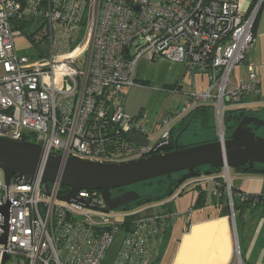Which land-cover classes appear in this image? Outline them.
<instances>
[{"label": "built area", "instance_id": "2783aa9c", "mask_svg": "<svg viewBox=\"0 0 264 264\" xmlns=\"http://www.w3.org/2000/svg\"><path fill=\"white\" fill-rule=\"evenodd\" d=\"M264 0H0V137L41 146L43 161L33 179L7 184L0 169V264H106L105 256L123 232L112 264H156L172 221H190L195 203L183 210L145 214V208L109 209L99 191L81 190L89 201L65 202L70 189L48 182L43 170L50 154L100 163L147 157L171 139L174 116L150 127L148 111L126 110L127 91L137 80L142 56L184 64L208 75L209 87L191 92L176 114L197 103H212L219 137L224 114L259 98L261 78L247 63L256 41L255 22ZM31 33L38 52L20 55L17 34ZM243 64L247 74L235 77ZM170 92H178L169 87ZM175 114V115H176ZM140 133L145 147L129 140ZM225 185L210 174L206 199L228 194L234 213L231 169H221ZM183 182L163 207L187 187ZM227 190V191H226ZM185 193V192H184ZM255 204L264 196L241 192ZM96 206L97 208H92ZM110 228V230H107ZM235 248L239 249L236 243ZM240 264H244L239 258Z\"/></svg>", "mask_w": 264, "mask_h": 264}, {"label": "water", "instance_id": "95a60500", "mask_svg": "<svg viewBox=\"0 0 264 264\" xmlns=\"http://www.w3.org/2000/svg\"><path fill=\"white\" fill-rule=\"evenodd\" d=\"M262 126L263 120L246 115L225 138L184 147L170 139L157 144L147 157L117 163L50 154L44 164L43 188L48 192V182L58 181L70 189L69 193L59 196L60 200L80 202L87 206L91 205L90 202L79 198L78 192L99 191L109 209H126L134 205L141 195L135 190H127L113 196V190L158 177L171 178L176 173H181L178 178L180 184L199 175L197 168L205 166L211 170H221L264 165V135L258 131ZM128 138L137 146L149 145V140L140 133L130 134ZM43 158V150L36 143L0 137V169L7 184L13 178L21 182L33 179Z\"/></svg>", "mask_w": 264, "mask_h": 264}, {"label": "crops", "instance_id": "0c3cea01", "mask_svg": "<svg viewBox=\"0 0 264 264\" xmlns=\"http://www.w3.org/2000/svg\"><path fill=\"white\" fill-rule=\"evenodd\" d=\"M254 31L256 34V41L248 55L247 63H250L257 68V71L261 78V84H260V95L261 96L259 98H256L255 95L248 96L243 106L253 111H256L257 112L256 115H253V116H256L264 121V4L261 6L259 10L257 20L254 26ZM180 68L182 69V67ZM188 70H191V69H189L188 67H185L184 70L182 69L183 74L181 75V77H179V80L175 81L169 87H176L179 89L178 93H181L182 88H183V80L186 77V75L189 73ZM196 74H206V73L193 72L192 75H196ZM246 74H247V67L245 64H243L241 67L239 66L236 67L235 69L236 78H239L241 75L245 76ZM137 80L139 81L138 78ZM142 83H145V82H142ZM206 83H208L209 85L208 78H207ZM148 85L149 83L147 84L145 83L143 87L135 86L133 88L128 89L127 91L128 95H127V100H126V110L129 114L133 116H138L141 114L143 110H145V104L143 103L144 97H145L144 93H145V88H148L147 87ZM169 87H166V88H169ZM195 91H196V85H195ZM172 113H171L172 116L175 117L173 128H172V132L174 134H173V137L171 138L173 141L176 140L180 147H184V146L191 145L193 143H200L198 141L203 140V139L199 140L198 136L200 135L204 136L205 134H199L198 136H194V133L196 131L193 129L191 125L192 123L188 119V113L186 115L176 114L177 111L172 112ZM152 118L153 117H151L148 113V124L150 125V127L156 126V128H158L159 118L155 122L153 121ZM214 120H215V117H214ZM214 131L215 130L211 131L212 135L215 133ZM258 131L260 133H264V126L260 127ZM190 137H194L197 141L190 143V144L187 143L189 142L188 140H190ZM213 138H219V133L217 137L215 136ZM210 174H205L206 177L203 180H201V182L199 183V185H197L196 188L195 187L192 188L191 186L189 191L181 195L183 196L187 194L186 196H188L187 198H189L188 205H186L183 208L176 207L174 203L180 199L181 196H179L177 199L172 200V202L169 203L170 204L168 205L169 208L175 209L178 211H183L191 207L195 203L196 199L198 198L199 192L201 190L203 191L206 185L207 187L211 186L212 180L210 179ZM128 187L133 188V185L128 186ZM231 187L233 191L235 192L236 196H238V194L241 193L242 191L248 194H263L264 195V176L263 175H249V174L242 172L240 169H231ZM151 188H153V186ZM170 197L171 196L157 200L155 202H151L149 205L148 204L146 205L134 204L129 208L134 209V210L145 208L146 209L144 211L145 214H152L153 212L159 213L160 211L164 209H169L168 207H163L161 204L167 202ZM210 201L211 200H208L207 203ZM226 206H227L226 203H224L218 206L208 205L207 207H204V208H199L197 210L195 209L191 220L185 222L186 224H190V225H188L187 231H182L180 233L176 246L172 247V246H169L168 244V249L166 251L167 254L165 256L167 259L166 264H193V263L194 264H233V260L235 257V250H236L235 246H236V243L238 244V242H239L240 251H241V254H240L241 260L243 262L245 261L250 264H264V205H262L260 202L259 204H255L254 207L245 206V207L239 208L234 211L232 216H231L230 211L223 210ZM181 218L182 217L178 219H181ZM176 220L172 222L171 229L168 233L169 235L167 234V236L164 239V244L162 246L159 259L161 258V256H163L164 249L167 247L166 246L167 240L171 241V239H173L176 236L175 232H173V228H174V224ZM215 220L218 221V224H215V226H212L211 228L207 229V234H208L207 238L209 239V241H211L210 242L211 245H209L208 251H207L208 257L206 258L204 255V247L198 248L195 244L196 252L194 251L192 258H190L193 263H186L184 261L180 263H176L183 240L185 236L192 233L193 227L196 225L205 224V223L215 221ZM219 224H222L220 226H223L225 229L223 227H220ZM218 231H220V234L221 233L222 234L220 235ZM234 231H235L236 238H234ZM220 247L221 249H223V255L218 256L217 249H219ZM220 257H222V259ZM197 258H199L198 262L195 261L197 260ZM205 258L206 260H204ZM183 260H186V258H184Z\"/></svg>", "mask_w": 264, "mask_h": 264}, {"label": "rangeland", "instance_id": "374dc122", "mask_svg": "<svg viewBox=\"0 0 264 264\" xmlns=\"http://www.w3.org/2000/svg\"><path fill=\"white\" fill-rule=\"evenodd\" d=\"M257 20V19H256ZM15 45L18 54L20 55H35L38 52V49L34 42L27 36V35H22V34H17L15 38ZM185 69L184 64H179V63H172L170 61H167L162 58H158L156 60H151L147 55H144L141 57L138 63L137 67V78L139 81H144L148 82L149 85L147 86L148 88H145V97H144V104H145V110L148 111L149 115L153 117V121H157L160 116H168L172 112H176L179 109H181L188 97V95L191 92H195V85H196V93H201L204 92L208 89L209 85L207 82L208 75L207 74H196L192 75L193 72L192 70H188V74L183 80V88L182 92L178 93H172L170 92V85H172L175 81L179 80V77L183 74L182 69ZM1 69V67H0ZM192 73V74H191ZM179 82V81H178ZM181 82V81H180ZM223 124L222 126H224ZM214 134L211 136H208L209 133H204L205 135L198 136L199 140L201 139H210L212 137H217L218 133L220 132L219 128V123L214 124ZM187 143H193L197 141L194 137H190V140ZM178 177V175H176ZM179 178V177H178ZM133 188L138 191L141 195L144 194H150L151 192L153 193L154 188H150L148 185L144 184H135L133 185ZM131 190V189H130ZM227 191V190H226ZM187 194L183 195L180 197L179 200H177L174 204L176 207L183 208L186 205L189 204V198L186 196ZM226 199L228 200V194L225 193ZM227 206L229 211L231 212L232 216V211L231 207L229 205V201H226ZM150 203H148L149 205ZM169 208V206H167ZM171 207V206H170ZM186 220L184 218L176 220L173 228V232H175L176 236L171 239V241L167 240V247L164 249L163 256L157 261V264H166L167 259H166V251L168 249V244L169 246H176L178 238L180 233L183 231L184 227L187 225ZM235 231H234V238L235 237ZM123 239V232H119L108 250L106 256H105V263L106 264H112L114 261L119 245ZM239 246V242H238ZM241 251H240V246L239 249L236 248L235 250V257H234V262L235 264H240L239 258Z\"/></svg>", "mask_w": 264, "mask_h": 264}, {"label": "trees", "instance_id": "16d2710c", "mask_svg": "<svg viewBox=\"0 0 264 264\" xmlns=\"http://www.w3.org/2000/svg\"><path fill=\"white\" fill-rule=\"evenodd\" d=\"M32 41H34V37L32 36L31 33H27L26 34ZM144 82V81H142ZM146 84L148 82H145ZM144 83V84H145ZM256 111H253L251 109H248L246 107L243 108H239V109H234V110H229L224 114V123L225 124L223 126L224 131L226 132V135L230 134L233 129L238 125V123L240 122V120L246 116V115H256ZM215 111H214V107L212 106V103H197L193 108L190 109V111L188 112V119L191 121V125L193 127V129L196 131L194 133V136H198L199 134H204V133H209L208 136H211L212 133L211 131L214 130V124H215ZM173 132L171 134V138L173 137ZM259 134H263L264 133H260ZM217 138H206L203 139L201 141L198 142H205V141H213L216 140ZM196 144V143H193ZM191 144V145H193ZM242 172L249 174V175H263L264 176V165H254L253 167H249L248 165L245 167H241L239 168ZM197 171L199 172V174H212V175H216L218 177V182L221 183L222 186L225 185L224 183V179L221 177L222 173L221 170H211L208 167H200L197 168ZM178 175V177L181 175V173H176L173 174L171 178H168L167 176H163V177H158L152 180H148L145 182H141L139 184H144V185H148L150 186V188L153 186V193L151 192L150 194H144L141 196V198L135 203L137 205H146L148 203L151 202H155L157 200L163 199V198H167L169 196H173V194L176 192L177 188H179L180 186H182L183 182L178 184V177L176 176ZM231 176V175H230ZM190 181L189 179L184 181L187 182ZM198 184H194L192 186V188H196ZM129 187H123V188H118L113 190V196H117L121 193H123L125 190H127ZM190 188L187 187V190H185L184 192L189 191ZM183 192V193H184ZM243 192V191H242ZM245 193V192H244ZM248 194V193H247ZM233 205H234V211L245 207V206H249V207H254L255 203L252 200H248V199H242L239 195L236 196L235 192H233ZM249 195H257V196H263V194H249ZM170 197V198H171ZM208 200H211L210 202L207 203ZM226 201H228L226 199V195L222 194L221 196L216 195L215 197H213L212 199H206L203 191L201 190L199 192L198 198L195 201V209H199V208H204L207 207L208 205H213V206H218V205H222L224 203H226ZM261 202L262 205H264V196L262 197L261 201L257 202L256 204H259ZM227 205V203H226ZM170 209V208H169ZM224 211H229L228 206H226L224 209ZM215 217V216H214ZM173 222V221H172ZM171 222V224H172ZM171 224L170 227L166 228L165 230V234L164 237L167 236V234L169 233L170 229H171ZM188 225L187 224L183 231H187L188 229ZM169 235V234H168ZM179 239V238H178ZM159 259V258H158ZM233 264H235V262L233 261ZM244 264H250L244 261Z\"/></svg>", "mask_w": 264, "mask_h": 264}, {"label": "bare ground", "instance_id": "6f19581e", "mask_svg": "<svg viewBox=\"0 0 264 264\" xmlns=\"http://www.w3.org/2000/svg\"><path fill=\"white\" fill-rule=\"evenodd\" d=\"M221 219V218H220ZM228 220V219H227ZM222 221V220H221ZM220 222V221H219ZM224 222V221H223ZM222 223V222H221ZM215 224H218V221H211L205 224H200V225H196L193 227L192 233L185 236L183 243L181 245V249L179 252V256L177 257L176 263H180L182 261L186 262V263H193L192 260L190 258H192L193 252H196V246L198 248H202L204 247V255L207 258L208 257V247L211 241H209V239L207 238V229L211 228L212 226H215ZM223 224V223H222ZM222 224H219L222 225ZM225 226V225H224ZM227 226V225H226ZM223 227V226H220ZM224 228V227H223ZM225 229V228H224ZM229 230V229H228ZM209 231V230H208ZM220 234V231H218ZM222 234V233H221ZM220 234V235H221ZM228 234V233H227ZM186 235V234H185ZM214 235V234H213ZM228 237V235H227ZM222 241V240H221ZM196 244V246H195ZM215 244V243H214ZM222 244V242H221ZM216 245V244H215ZM231 247V245H230ZM217 248V247H216ZM199 250V249H198ZM216 250V249H215ZM218 250V256L223 255V249H221V247ZM213 251V250H212ZM214 252V251H213ZM212 252V253H213ZM229 252V251H228ZM206 253V254H205ZM210 253V252H209ZM196 255V254H195ZM210 255V254H209ZM183 257V258H181ZM184 258H186V260H183ZM206 258L204 260H206ZM222 259V257H220ZM194 259V257H193ZM199 258H197L198 262ZM194 261V262H195ZM194 264V263H193Z\"/></svg>", "mask_w": 264, "mask_h": 264}, {"label": "flooded vegetation", "instance_id": "af4514ba", "mask_svg": "<svg viewBox=\"0 0 264 264\" xmlns=\"http://www.w3.org/2000/svg\"><path fill=\"white\" fill-rule=\"evenodd\" d=\"M128 189L135 190L134 188H128ZM128 189H127V190H128Z\"/></svg>", "mask_w": 264, "mask_h": 264}]
</instances>
